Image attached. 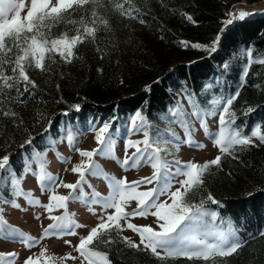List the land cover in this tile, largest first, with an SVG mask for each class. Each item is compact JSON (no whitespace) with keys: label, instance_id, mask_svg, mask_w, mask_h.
<instances>
[{"label":"snow or ice","instance_id":"6c2138e0","mask_svg":"<svg viewBox=\"0 0 264 264\" xmlns=\"http://www.w3.org/2000/svg\"><path fill=\"white\" fill-rule=\"evenodd\" d=\"M107 2L121 17L138 20L140 24L146 23L143 19L144 14L139 8L131 5L130 0H123V2L107 0ZM125 4L129 6L125 7ZM89 5L91 6L90 16L87 8ZM104 6L103 0H30V5L26 4L25 0H0V113L4 117L11 118L16 127H20L23 120L11 108L5 107V101L24 103L22 99L24 93L31 94L32 89L37 87L35 81L30 78L28 69L34 68L46 72L49 70L45 63L46 59L55 63L54 57L57 55L65 63H71L77 58L78 45L86 41L95 42L97 33L101 29L111 31L109 19L98 11V8ZM81 11L84 14L80 15L79 19L73 18ZM255 14L243 10L226 13L230 19L222 21L224 27L220 29L210 45L190 41L179 43L184 48L191 47L216 52L228 25ZM182 15L189 22L195 23L190 15L186 13ZM60 25H63L66 30L52 35V29ZM97 51L101 49L97 48ZM241 54L246 57L247 62L240 77V86L234 93L213 96L209 102L210 109H205L201 107L195 93H189L185 88L183 92L191 112H186L178 101L174 107L169 109V115L162 117V119L170 120V124H178L183 129V139L171 127L164 132L154 128L141 110L135 111L129 118V125L126 129L128 138L125 139V158L118 163L125 171L138 170L148 165L153 170L150 176L131 182L126 177L116 179L114 176L103 173L99 165L95 163L96 155H111L113 151V133L110 129L115 118L112 121H104L99 127L93 125L91 130L95 132L98 147L90 151L75 148L76 138L69 133V143L73 144L74 150L79 152L82 158H86L71 168V171L79 177L75 183H65L62 180L57 183L58 178L46 170V152H34L32 159L24 163L23 170L19 173L11 163V153L0 155V239L19 242L31 249L50 236L62 238L65 235H76L75 229L83 225L76 223L72 214L68 213L67 207L69 201L79 200L87 204L89 211L93 214H95L94 206H99L102 212L98 216L99 222L96 226L92 227L86 236L80 237L79 243L75 246V251L82 258L81 264H111L107 252L97 250V245L103 244L107 247L116 243L113 233L128 247L141 250L142 245L143 250H150L162 261L184 257L190 261L203 260L208 264H217L216 258L238 254L246 243L241 239L238 229L230 220L221 218L217 210L206 207L207 202L222 207L221 202L217 201L211 193L199 203L190 202L186 196L193 189L202 187L204 174L212 166L219 168L223 155L227 154L233 159H238L234 155L236 146L241 149L255 146L254 138L264 144V125H255L250 130V134L245 133L239 126H235L236 117L232 111V105L240 96V88L247 82L250 68L254 63L264 65V56L254 58L252 47H246ZM101 58L103 59V56ZM229 67L228 62L223 64L225 71ZM211 87V84L204 86L205 90ZM255 87L260 88L261 85L257 84ZM13 89L16 91L14 97L6 92V90ZM145 90L150 91V86H147ZM71 107L79 111L81 106L76 104ZM254 110L253 107L248 106L245 114ZM63 115L67 116L68 112H64ZM217 115L219 129L213 133L209 131L207 118ZM192 117L199 122L205 135L212 140L213 145L218 147L220 152V155L203 164L191 160L184 162L175 158V153L180 151L182 145L186 144L196 149L205 147L193 138L196 129ZM51 125L52 121L49 120L48 128ZM25 131L27 132L26 129ZM137 133H142V140L130 138ZM34 139L29 133L20 147L31 145ZM54 146L53 143L50 147L54 148ZM129 149H134L131 156H128ZM169 155L174 158L167 159ZM57 157L68 163V159L59 153ZM32 161L38 162L35 172L31 167ZM28 174L36 177L42 193H49L47 204H41L39 198L23 189V180ZM89 175H103L109 189L106 196L88 182L87 176ZM180 177L183 179H179ZM84 185H88L91 189L90 193L84 191ZM144 185H153V187L140 190ZM60 187L69 189L68 195L58 194L57 189ZM5 191H8L10 199L4 197ZM21 197L29 206L43 207L53 221L43 230L40 239L13 227L3 217V205L21 208L17 203V199ZM132 201L136 202V206L129 210ZM59 209H64L62 215H52L54 210ZM110 209L113 211L109 212ZM149 215L155 217L156 228L151 225L138 226L130 220L133 217ZM36 218L39 219V216ZM121 221L124 223L122 224ZM125 227L139 235V243L120 235ZM259 235L264 237V231H261ZM64 242L71 244L68 240ZM46 251L45 248L41 250L39 256L35 254L28 256L24 264H40V258L45 257ZM16 258L17 253L15 252H0V264H14ZM67 258L75 259V257H70V254L62 259ZM55 260L56 257L48 256L44 264H48L49 261L55 264Z\"/></svg>","mask_w":264,"mask_h":264},{"label":"trees","instance_id":"16d2710c","mask_svg":"<svg viewBox=\"0 0 264 264\" xmlns=\"http://www.w3.org/2000/svg\"><path fill=\"white\" fill-rule=\"evenodd\" d=\"M235 1L238 0H130L144 14L146 23L140 24L121 17L103 0L105 6L98 11L109 19L111 31L101 29L95 42L78 45L77 58L58 66L54 74L29 68V76L37 87L31 94L24 93V103L5 101V107L16 112L23 124L16 127L11 118L0 113V155L11 153V163L19 173L21 159L33 151L39 152L47 138H56L69 122L84 127L91 121L101 124L115 118V128L137 110L150 122H157L175 104L176 90L186 88L196 96L207 93L209 89L204 86L217 75L228 83L229 93H234L245 67L242 50L252 47L254 58L264 56V17L236 20L226 28L216 52L184 48L179 42L210 43ZM87 8L90 16L91 6ZM184 13L195 23L186 20ZM83 14L78 12L73 18L79 19ZM225 62L230 64L227 71L223 68ZM257 84L261 87H255ZM147 86L150 91L145 90ZM6 92L16 96L14 89ZM76 104L81 106L79 111L71 107ZM248 106L255 110L245 114ZM232 111L235 126L245 133L250 134L257 124L264 125V65L251 66ZM29 133L35 139L21 148ZM234 155L238 159L223 155L220 167H210L203 176L202 187L190 191L186 198L199 203L211 193L222 207L211 202L206 207L230 220L246 241L238 254L216 258L217 264H264V237L259 235L264 231V144L259 142L244 149L236 146ZM115 240L107 249L111 264H208L184 257L162 261L150 250H143L142 245L137 250Z\"/></svg>","mask_w":264,"mask_h":264},{"label":"rangeland","instance_id":"374dc122","mask_svg":"<svg viewBox=\"0 0 264 264\" xmlns=\"http://www.w3.org/2000/svg\"><path fill=\"white\" fill-rule=\"evenodd\" d=\"M245 1L249 3V5L253 4L254 2H248L246 0H238L232 3L230 12H233L232 8L236 4L242 3ZM257 1V0H256ZM26 4L30 5V0H25ZM26 11V9H25ZM24 13H22L23 15ZM230 19L227 16L226 20ZM225 20V21H226ZM71 27V26H69ZM66 28L63 25L57 26L52 29V35H56L59 32L65 31ZM218 33H216L217 35ZM215 35V36H216ZM211 43V42H210ZM210 43L204 45H210ZM204 52L210 53L208 50L202 49ZM55 63H52L51 60L45 61L48 65L49 70L46 72H41L38 69L32 68V70L40 72V73H50L54 74L55 70L58 69V66L63 64H70L65 63L60 59L57 55L54 57ZM244 59L246 57L244 56ZM233 61H237V58H233ZM247 60L245 61L246 64ZM29 70V69H28ZM211 84L212 87L209 89L207 93H201L200 95L196 96V99L200 103L201 107L205 109H210V101L213 96H220V95H228V83L226 84L224 78L221 75H217L212 80L208 82ZM177 96L176 102L173 106L174 107L177 102L179 101L180 104L183 105V108L186 112H191V108L185 99V94L183 89H178L175 91ZM161 115L160 119L157 122H151L154 128L161 130L162 132L166 131L169 127H171L180 137L184 138V132L178 124H170V120L162 119L165 115H169V109ZM134 113L128 115L124 120L123 123L115 128H111L112 131V139H113V151L111 155H96L94 157L95 163L99 165L100 169H102L103 173H107L110 176H114L116 179H122L124 177L127 178L129 182L139 180L142 177H147L152 174V168L148 165H144L137 169H129L127 171L121 167L118 161H122L125 158V139L127 137L126 129L129 125V118ZM171 119V117H170ZM194 125H195V132L193 138L198 142L205 145L203 149H196L190 148L189 146L182 145L180 151L175 153V158L180 159L181 161L187 162L189 160L203 164L205 161H210L214 159L217 155H220L218 147L213 145L212 140L208 139L205 135L204 130L200 127L199 122L195 120L194 117L191 118ZM218 115L215 117H208L207 124L210 132H217L219 129L218 125ZM102 124V123H101ZM95 125L99 127L100 124H97L95 121L89 122L86 126L80 127L78 123L69 122L67 125L64 126L63 129L59 132L56 138L48 137L46 144L41 148L39 151L40 153H47L46 160H47V167L46 170L52 176L57 177V183L59 181H63L65 183H75L79 178L77 174L71 171L73 165L79 163L82 158L79 155V152L74 150L73 144L69 143L68 135L71 133L75 138V148H79L80 150H92L97 148L98 145L95 141V132L92 131V127ZM132 140H142L143 135L142 133H137L130 137ZM54 143V148L50 146ZM254 143H259V140H255ZM134 149L128 150V156H131ZM35 151L31 152L28 157L21 159V166H19V172L23 170V165L26 161L31 160ZM57 153H59L62 157L68 159V163H65L63 160L57 157ZM174 157L172 155L167 156V159L172 160ZM33 172L37 171L38 162L32 161L31 165ZM67 169V170H66ZM179 179H183L180 177ZM88 182L95 188L98 192L102 195L108 194V185L101 176H87ZM178 186V184L176 185ZM23 189L26 192H31L33 196L39 198L41 204H47L49 202V193L41 192L40 186L37 182V179L34 175L28 174L22 184ZM153 187V185H144L141 186L140 190H146L147 188ZM174 190V189H173ZM69 189L60 187L57 189L58 194L61 195H68ZM84 191L90 193L91 189L88 188V185H84ZM4 197L11 198L8 191L3 193ZM161 199H165V197H161ZM187 199V198H186ZM191 202V201H190ZM17 203L20 204L21 208H14L10 205H3V217L8 222V224L12 225L13 227L19 228L23 232L35 237L36 239H40L41 234L45 228L53 221L49 218V213L45 211L43 207H32L25 201L24 198H18ZM136 202L132 201L129 206V210L131 208H135ZM95 207V214L89 211L88 205L77 200V201H69L67 211L68 213L72 214V218L76 221L77 224L83 225V227H79L75 229L76 235H65L62 238H57L56 236H50L48 238L43 239L39 245L29 249L24 244L19 242L13 241H6L0 239V252L7 253V252H15L17 253V258L14 261V264H24V260L30 256L35 254V256H39V253L42 249H47L45 252V257L40 258V264H44V260L48 256L56 257L55 264H81V259L79 257V253L75 251V246L79 243V239L82 236H86L92 227H95L98 221V216L102 214L101 209L99 206ZM24 209V210H21ZM109 212L113 210H108ZM64 209L54 210L52 215L59 216L62 215ZM39 216V219L36 217ZM131 222L138 225H151L153 228H156L157 225L155 224V217L151 215L147 217H133L130 218ZM123 224L124 221H121ZM122 237H128L136 243H139V235L133 233L131 229H127L126 227L120 234ZM113 238H118L113 233ZM120 239V238H118ZM65 240L71 242V244H65ZM108 246L105 247L103 244L97 245V250L107 252ZM67 254H70V257L73 258H64ZM48 264H53L52 261H49Z\"/></svg>","mask_w":264,"mask_h":264},{"label":"water","instance_id":"95a60500","mask_svg":"<svg viewBox=\"0 0 264 264\" xmlns=\"http://www.w3.org/2000/svg\"><path fill=\"white\" fill-rule=\"evenodd\" d=\"M253 2H254L253 4L249 5V3L242 1V3L234 5L232 10H233V12L243 10V11H246L249 13H256L255 15H250L246 18L264 17V0H257V1H253ZM228 26H230V25H228ZM222 27H224V24H222L220 26L217 33L220 32V29Z\"/></svg>","mask_w":264,"mask_h":264}]
</instances>
